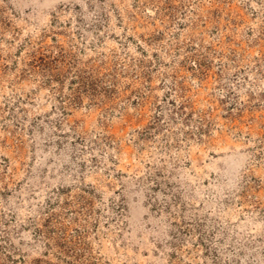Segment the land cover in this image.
Listing matches in <instances>:
<instances>
[{"label": "rangeland", "instance_id": "obj_1", "mask_svg": "<svg viewBox=\"0 0 264 264\" xmlns=\"http://www.w3.org/2000/svg\"><path fill=\"white\" fill-rule=\"evenodd\" d=\"M0 264H264V0H0Z\"/></svg>", "mask_w": 264, "mask_h": 264}, {"label": "bare ground", "instance_id": "obj_2", "mask_svg": "<svg viewBox=\"0 0 264 264\" xmlns=\"http://www.w3.org/2000/svg\"><path fill=\"white\" fill-rule=\"evenodd\" d=\"M233 165H234V162L231 161L230 162V167H233Z\"/></svg>", "mask_w": 264, "mask_h": 264}]
</instances>
